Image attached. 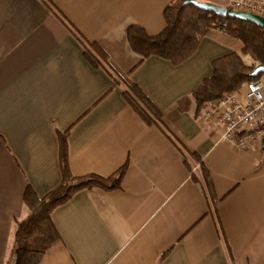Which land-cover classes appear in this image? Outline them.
<instances>
[{
    "label": "crops",
    "instance_id": "obj_1",
    "mask_svg": "<svg viewBox=\"0 0 264 264\" xmlns=\"http://www.w3.org/2000/svg\"><path fill=\"white\" fill-rule=\"evenodd\" d=\"M173 1L0 0V264L14 262L25 192L40 199L62 181V137L72 177L123 176L118 189L81 190L53 210L60 240L39 264H264V142L238 152L220 141L193 97L242 43L212 29L173 64L142 61L127 42L129 27L160 34ZM83 42L102 49L120 81ZM124 84L140 89L169 137L127 103Z\"/></svg>",
    "mask_w": 264,
    "mask_h": 264
},
{
    "label": "trees",
    "instance_id": "obj_2",
    "mask_svg": "<svg viewBox=\"0 0 264 264\" xmlns=\"http://www.w3.org/2000/svg\"><path fill=\"white\" fill-rule=\"evenodd\" d=\"M187 1L189 0H174L164 9L165 28L160 34L151 36L139 27H129L126 36L129 46L141 56L142 61L155 56L178 64L194 53L200 39L207 34L208 28L214 21L225 23L226 33L240 41L243 49L239 54L230 53L213 62L211 76L204 79L193 92L196 106L200 109L203 105L227 93L237 91L245 83L257 79L252 77V72L257 66H264V30L246 21L227 16L219 17L193 5H184ZM61 19L76 36L75 29L65 19ZM83 45L86 57L93 65L102 66L113 79L120 81L115 71L108 65L105 53L96 43L83 42ZM243 56L249 58V63L244 61ZM124 87L123 96L127 103L146 123L156 125L169 137L163 127L160 113L140 89L128 84H124ZM66 150V141L62 137L60 166L63 178L59 186L40 199L30 190L24 194L23 200L29 214L16 225L13 264H39L44 253L59 242L60 238L52 223L51 214L76 192L92 188L110 191L120 187L123 169L106 178L96 175L72 177L68 170ZM204 177L206 178L205 174ZM214 216L226 245L216 213Z\"/></svg>",
    "mask_w": 264,
    "mask_h": 264
},
{
    "label": "built area",
    "instance_id": "obj_3",
    "mask_svg": "<svg viewBox=\"0 0 264 264\" xmlns=\"http://www.w3.org/2000/svg\"><path fill=\"white\" fill-rule=\"evenodd\" d=\"M225 8L264 20V0H227ZM204 114L221 130L219 140L236 151L259 147L264 142V72L239 90L207 103Z\"/></svg>",
    "mask_w": 264,
    "mask_h": 264
},
{
    "label": "water",
    "instance_id": "obj_4",
    "mask_svg": "<svg viewBox=\"0 0 264 264\" xmlns=\"http://www.w3.org/2000/svg\"><path fill=\"white\" fill-rule=\"evenodd\" d=\"M187 4L193 5L194 7L198 8L200 10L213 13L219 17H226L227 16V17L236 18V19L241 20V21H246V22L252 23V24L258 26L259 28H261L262 30H264V20L258 16H255V15H252L249 13L229 11L225 7H222V6H217V5H213L210 3H200V2H197L194 0H189V1L184 3V5H187ZM263 72H264V66L259 65L252 72V77H257Z\"/></svg>",
    "mask_w": 264,
    "mask_h": 264
},
{
    "label": "rangeland",
    "instance_id": "obj_5",
    "mask_svg": "<svg viewBox=\"0 0 264 264\" xmlns=\"http://www.w3.org/2000/svg\"><path fill=\"white\" fill-rule=\"evenodd\" d=\"M217 6H219V5H217ZM212 29H220V30H222L223 32L226 33V31H225V29H226V24H225V23H220V21L216 20V21H214V23H212L211 26L208 28L207 33H208L210 30H212ZM226 34H227V33H226ZM227 35H229V34H227ZM229 36H230V35H229ZM230 37H231V36H230ZM231 38H233V37H231ZM234 39H235V38H234ZM243 59H244L245 62L249 63V58H248L247 56H243ZM203 106H204V105H203Z\"/></svg>",
    "mask_w": 264,
    "mask_h": 264
}]
</instances>
